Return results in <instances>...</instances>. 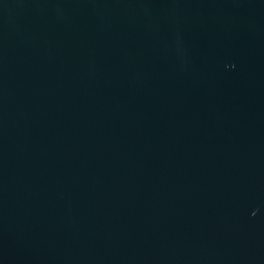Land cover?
Listing matches in <instances>:
<instances>
[{
	"label": "water",
	"instance_id": "obj_1",
	"mask_svg": "<svg viewBox=\"0 0 264 264\" xmlns=\"http://www.w3.org/2000/svg\"><path fill=\"white\" fill-rule=\"evenodd\" d=\"M0 264H264V0H0Z\"/></svg>",
	"mask_w": 264,
	"mask_h": 264
}]
</instances>
